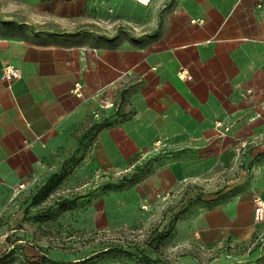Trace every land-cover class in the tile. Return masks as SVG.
I'll list each match as a JSON object with an SVG mask.
<instances>
[{"label":"crops","instance_id":"obj_1","mask_svg":"<svg viewBox=\"0 0 264 264\" xmlns=\"http://www.w3.org/2000/svg\"><path fill=\"white\" fill-rule=\"evenodd\" d=\"M171 2L172 8L161 12ZM157 8L151 26L145 25L143 14H136L135 33L114 38L38 33L15 26L0 29V213L17 180L48 178L57 171L78 145L77 135L91 117L97 121L115 115L116 122L99 130L86 158L91 163L94 157L109 170L132 161L160 136H168L176 145L184 140L192 144L197 132L218 129V121L235 122L236 130L257 125L264 129V0H157ZM199 17L204 22L193 21ZM161 22V30L153 35ZM146 30L152 36H144ZM6 64L21 69L12 82L1 79ZM182 69L191 77H181ZM78 82L81 95L75 90ZM111 100L126 114L108 107L100 119L95 118L93 112ZM259 112L261 116L252 121ZM186 159L182 156L164 165L184 164ZM161 170L157 167L141 182L149 189L141 202L140 197H129L114 209H68L50 225L62 231L70 228L77 235L97 228L147 224L156 204L147 209L141 203L146 195L165 193ZM257 193L264 196V182ZM255 194L252 209L246 204L243 216L248 233L241 237L240 231L235 232V243H252L256 238L252 233L264 227L252 221ZM187 225H191L189 216L179 224L177 243L170 248L184 264L200 263L191 241L181 248ZM222 240V231L215 239L201 231L198 242L207 247ZM262 255L264 248L255 246L228 264H264Z\"/></svg>","mask_w":264,"mask_h":264},{"label":"rangeland","instance_id":"obj_2","mask_svg":"<svg viewBox=\"0 0 264 264\" xmlns=\"http://www.w3.org/2000/svg\"><path fill=\"white\" fill-rule=\"evenodd\" d=\"M172 5L173 2L168 3L161 12ZM157 9V0L148 4L138 0H0V29L15 20L49 34L82 31L114 38L135 33L136 14H143L145 25L151 26ZM162 26L161 22L158 28L161 30ZM150 34L152 31H144V36ZM95 123L91 117L77 135L78 145L57 165V171L64 166L66 177L43 200L32 203L47 176L16 181L15 192L3 203L0 213V264H115L120 260L134 264H184L181 255L170 247L186 216L191 225L185 228L186 239L181 248L189 241L194 244L191 251L200 263L192 264H228L239 253L246 256L255 246L264 248V227L252 233L256 236L252 243L234 242L235 232L240 231L241 237L248 233L247 224L242 223L245 207L248 204L252 209V197L264 182V129L259 125L252 130H236L233 122L226 131L218 128L197 132L192 144L184 140L176 145L168 136H160L141 155L109 170L94 157L91 163L86 160L99 132L92 128ZM182 156H188L186 163L164 165ZM159 166L165 193L146 195L141 203L147 209L156 204L149 223L97 228L77 235L70 228L62 231L56 230L55 224L50 225L68 209H114L129 197H140L141 202V195L148 189L141 182ZM167 171L172 172L171 178L169 172L163 174ZM154 183L151 185H157ZM239 219L241 223L237 224ZM169 227L172 233L160 240L159 233ZM201 231H206L209 239L220 236L222 231L223 240L205 247L198 242Z\"/></svg>","mask_w":264,"mask_h":264},{"label":"trees","instance_id":"obj_3","mask_svg":"<svg viewBox=\"0 0 264 264\" xmlns=\"http://www.w3.org/2000/svg\"><path fill=\"white\" fill-rule=\"evenodd\" d=\"M7 26H15L17 28H21V29H32L33 28L29 27L28 24L26 22H16L15 20L12 21H8L6 22ZM34 31L38 32V33H47V32H42L39 31L37 29H35ZM159 32V28L154 30L153 35L157 34ZM66 34L64 35H79V34H83L86 32H82V31H76V32H65ZM81 34V35H82ZM103 36V35H102ZM150 36H152V34H150ZM116 114L122 115L124 116L126 113H121L120 110L118 109V111L116 112ZM115 115L113 114L110 117L107 118H103L101 120H97L95 121L96 123L92 125V128H96L101 130L103 127H106L110 124H113L114 122H116V118H113ZM68 172H66V170L64 169V166L62 167L61 170L56 171L54 173H52L47 180L45 181V183L37 190V192L33 195L32 197V203H36L39 202L40 200H43L49 193L50 191L53 189V187L55 185H57L63 178L66 177ZM173 229L172 227L167 228L166 230H163L159 233L158 238L160 240L166 239L171 233H172Z\"/></svg>","mask_w":264,"mask_h":264},{"label":"built area","instance_id":"obj_4","mask_svg":"<svg viewBox=\"0 0 264 264\" xmlns=\"http://www.w3.org/2000/svg\"><path fill=\"white\" fill-rule=\"evenodd\" d=\"M193 21H199L204 22V19L199 17L194 19ZM179 74L181 77H191L188 72H186L185 69H182L179 71ZM21 75V69L17 66H14L12 64H6L2 70L1 73V79L6 81H14ZM82 84L78 82L76 84V92L78 94H82L81 92ZM115 108L118 109L119 105L118 102H115L114 100L107 101L104 104H101L99 108H97L93 113L95 118L100 119L102 116V110L105 108ZM216 126L219 127L222 131H226L230 129L229 125H223L222 122L218 121L216 122ZM161 140H158L157 144H160ZM254 219L256 222L264 223V196H262L260 193L255 194L254 196Z\"/></svg>","mask_w":264,"mask_h":264},{"label":"bare ground","instance_id":"obj_5","mask_svg":"<svg viewBox=\"0 0 264 264\" xmlns=\"http://www.w3.org/2000/svg\"><path fill=\"white\" fill-rule=\"evenodd\" d=\"M138 1H140V2H142V3H146V4H148V3H150L152 0H138Z\"/></svg>","mask_w":264,"mask_h":264}]
</instances>
